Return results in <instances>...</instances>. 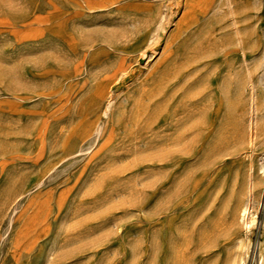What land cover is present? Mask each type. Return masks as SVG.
<instances>
[{
  "label": "rangeland",
  "instance_id": "obj_1",
  "mask_svg": "<svg viewBox=\"0 0 264 264\" xmlns=\"http://www.w3.org/2000/svg\"><path fill=\"white\" fill-rule=\"evenodd\" d=\"M180 4L0 0V264H166L243 198L260 264L264 0Z\"/></svg>",
  "mask_w": 264,
  "mask_h": 264
},
{
  "label": "bare ground",
  "instance_id": "obj_2",
  "mask_svg": "<svg viewBox=\"0 0 264 264\" xmlns=\"http://www.w3.org/2000/svg\"><path fill=\"white\" fill-rule=\"evenodd\" d=\"M205 1L206 0H181L180 7L178 9V14H179L178 27L179 26L185 27L186 25L195 21L196 14L204 6ZM225 3H227V2H225ZM169 151H170V149H169ZM248 186H249V184H248ZM254 186H257V185H254ZM171 190H173V189H171ZM171 192H173V191H171ZM165 194L166 193H164V195ZM174 194L176 195V193H174ZM257 194H259V193H257ZM168 196H169V192H168V195L166 194V197H168ZM166 197H165V199H166ZM254 197H257V195ZM257 198H254V199H257ZM247 201H249V200L243 198V200H241L239 205L236 204L237 207H235V209H234L237 222H239V218H240V222H241L240 225L235 227V224H237V223H234V222L228 223L226 220V217H225V213H222V215L220 216L218 221H215L211 225H210V223H209V225L207 224L209 227L203 226L202 229L199 231V233L197 234L198 242H197V250L196 251H191L190 236H188V235L187 236L185 235L186 237L183 236V242L182 243L171 244L169 247V252L167 255V259H166V264H244V254L246 252L245 249L247 248L248 244L245 240L246 239V233L243 230V228L251 231L252 230L251 228H252V226L256 220L255 211L253 209V206L251 204V207H252L251 208L250 205H248L249 202L247 203ZM159 202H161V201L159 200ZM169 202H170V199H169ZM258 202H259V200H258ZM228 203H229V201H228ZM250 203H252V202H250ZM158 204L160 205V203H158ZM169 204H171V203H169ZM254 204H257V203H254ZM155 207H156V205H155ZM153 208H154V205H153ZM250 208L253 210H251ZM156 209H158V208H156ZM156 209L154 208V210H156ZM204 221H206V220H204ZM209 221L211 222V220H209ZM182 224H183V221H182ZM184 225L186 226L185 222H184ZM200 226L198 228H201ZM185 229H187V228H185ZM180 232H183V231H180ZM177 238L180 239L181 236H179ZM172 241L173 240L171 239V242ZM192 241H193V239H192ZM152 243H149V244H152ZM221 245H222V247L226 248V252L223 255V257L221 256V253H220L221 252ZM155 248L156 247H153V251H155ZM197 251H200L198 253V255H196V257L193 256V254ZM153 255H155V253H153ZM260 256H261L260 264H264V248L262 250H260ZM139 257H141V256L139 255ZM149 258H150V256H149ZM149 258H148V260H149ZM194 260H196L195 261L196 263L194 262ZM149 262H150V260H149Z\"/></svg>",
  "mask_w": 264,
  "mask_h": 264
}]
</instances>
